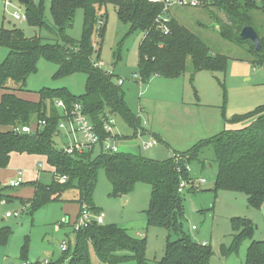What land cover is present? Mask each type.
Segmentation results:
<instances>
[{"label": "trees", "instance_id": "16d2710c", "mask_svg": "<svg viewBox=\"0 0 264 264\" xmlns=\"http://www.w3.org/2000/svg\"><path fill=\"white\" fill-rule=\"evenodd\" d=\"M46 1L38 0L36 3L28 0L24 4V0H20L28 26L47 28L44 21ZM48 1L52 23L58 30L61 43H43L40 37H26L20 29L0 26V48L7 50L0 62V169L7 167L11 154L44 156L54 169L49 184L31 181L28 185L32 188V197L26 201L17 199L21 203L26 202L32 214L49 203L62 202L63 193L72 188L77 190L78 198L63 202L76 204L78 214L85 207L95 215L99 211L92 197L100 169L111 187L108 195L113 198L129 196L137 184L149 185L150 197L143 211L146 227H160L167 232L163 256L155 264H210L214 255L211 246L193 241L183 231L185 209L182 191L191 186L192 179L188 167L193 162H200L205 151H211L217 166L213 192L243 193L249 208L259 210L264 201V105L232 116L230 123L242 124V127L223 130L186 151H173L172 156L164 160L119 151L68 156L56 147L54 141L60 119L59 112L52 107L55 100L62 101L66 107L79 103L102 139L106 136L102 131L105 113L120 117L133 134L141 128L140 118L128 107L121 85L114 83L113 72L108 74L96 62L100 49H94V38L101 44L105 32V22L97 18V8L108 4L114 6L117 19L129 26L128 35L137 31L144 34L137 48L136 64V77L141 83L148 82L152 76L174 79L189 72L192 80L202 71L224 73L228 59L211 54L198 36L174 18L169 17L168 22H164L160 17L162 5L148 0ZM201 5L216 20L218 32L225 41L246 48L252 57V66L264 67V41L254 28L251 16L255 10L264 15V0H201ZM213 8L222 13L224 20L217 17ZM77 9L83 10V23L80 39L75 41L66 34V30L71 28ZM246 26H251L257 33L261 46L259 51L250 41L240 38V31ZM40 59L57 66L53 79L84 74L83 94L75 96L66 88H41L34 92L36 100L19 97L20 92H32L25 89V83L37 71ZM188 60L190 69L187 68ZM47 106H51L49 114ZM39 121H45L44 127L29 134L10 131V128L34 126ZM155 137L158 143L167 146L160 137ZM61 177L66 178L64 183L58 182ZM182 183L185 186L179 192ZM187 190L193 192L192 189ZM229 224L235 234L228 246L220 245V256L229 257L237 253L241 243L248 240L244 264H264V239L253 240V222L233 217ZM10 233V228H0V246L5 245ZM171 234L176 239L171 240ZM72 242L71 245L68 241L67 249L57 259L37 260L32 264H91L90 247L102 264L130 260L135 264H149L145 256L146 237L137 238L116 224L93 222L75 232ZM26 252L27 240L21 246L20 258L26 260Z\"/></svg>", "mask_w": 264, "mask_h": 264}, {"label": "rangeland", "instance_id": "374dc122", "mask_svg": "<svg viewBox=\"0 0 264 264\" xmlns=\"http://www.w3.org/2000/svg\"><path fill=\"white\" fill-rule=\"evenodd\" d=\"M3 1L0 0V26L5 29H20L26 37H40L43 43H61L58 30L52 23L48 0L45 2L44 10L47 28L30 27L25 21L13 20L12 13L24 14V6L20 0H11V4L6 6ZM212 10L218 18L224 20L222 13L214 8ZM169 15L198 36L207 45L211 54L227 57L225 72L210 74L202 71L192 80L189 79V72L174 79L152 76L148 82L141 83L136 77V64L137 48L144 34L137 31L128 35L129 26L117 19L114 6L108 4L97 8V18L105 22V32L101 44L94 38V49H100L96 62L103 64L99 67L102 70L106 72L112 70L114 83L118 84L119 78L123 80L121 90L125 101L132 112L139 114L141 118V128L133 134L120 117L108 113L115 121L114 144L119 152L164 160L171 157L173 151H186L197 142L223 130L237 129L242 125L231 124L232 116L248 113L257 106L264 105V67L252 66L250 62L252 57L246 48L234 46L220 36L216 20L206 8L202 5L172 6ZM251 16L254 28L264 41V15L261 11L255 10ZM82 23L83 10L77 9L72 26L66 30V34L78 41ZM6 53L7 50L0 48V62ZM187 68L190 69L189 60ZM56 70L55 64L40 59L37 71L30 75L25 83V89L32 92H20L18 96L35 100L34 92L41 88H66L75 96L83 94L86 79L84 74L77 73L53 79ZM10 84L14 85L12 82ZM52 107L56 109L54 101ZM50 108L51 106H47V114ZM140 109L141 113L138 112ZM149 130L160 136L168 145L157 143L158 145L152 144L145 148L144 144L156 141V137L147 135ZM54 141L59 148L61 146L59 140ZM96 154L97 152L94 155ZM38 164H41L40 169ZM188 169L192 179L191 186H187L189 187L187 189H192L193 192L187 189L182 191L185 209L184 233L195 242L202 240L208 242L214 252L210 264H244L246 248L250 241H243L237 253L229 257L220 256L219 247L231 243L235 232L231 230L229 220L233 217L250 219L255 226L253 240L264 239V201L259 210H252L243 193L226 191L214 193L217 166L211 151H205L200 156V162L191 163ZM49 171L51 172V167L44 156L29 154H12L7 167L0 170V228L8 227L11 232L5 245L0 246V264H20L22 261L32 264L37 260H55L62 253V240L69 239L71 245L73 244L74 233L71 227L62 226L60 221L66 215L69 216L70 223L75 221L77 215L72 218L76 210L75 204L63 201L76 200L77 190L68 189L62 195V202L49 203L32 214L27 203H21L16 198V196L27 198V194L32 191L28 185L31 181L49 184L52 181V174ZM17 174H20L23 184L17 189L8 188L7 182ZM110 190L105 173L100 169L92 197L94 206L104 213L105 224L127 228L129 233L137 238H142L146 234L145 256L149 264H155L163 256L167 232L160 227H146L143 211L148 205L150 186L137 184L125 204L122 198L110 197L108 195ZM16 210L19 212L18 216L5 218V213H13ZM135 232H139V235ZM174 239L176 237L171 234V240ZM25 240L26 260L20 258V249ZM89 256L91 264H102L91 247ZM119 264L135 262L130 260Z\"/></svg>", "mask_w": 264, "mask_h": 264}, {"label": "built area", "instance_id": "2783aa9c", "mask_svg": "<svg viewBox=\"0 0 264 264\" xmlns=\"http://www.w3.org/2000/svg\"><path fill=\"white\" fill-rule=\"evenodd\" d=\"M3 1V0H2ZM4 5H10L11 0H4ZM149 3L162 5L163 10L160 17L164 22H168L169 16L168 12L172 6H185V7H197L201 5V0H148ZM12 19L15 21H25L24 14L19 12H13L11 15ZM99 67H102V63H98ZM111 74L112 71H107ZM123 80L119 79L118 84L121 85ZM55 108L60 114V119L56 125L57 137L61 146L59 147L62 152L68 156L81 155L87 152L93 153H116L118 152L117 147L114 144L115 134L113 132V125L115 123L113 117H110L108 113H105L102 119V131L106 136L102 139L96 127L91 123L89 118L83 113L82 106L79 103L73 104L70 107H66L64 103L60 100L54 101ZM45 121H39L36 125H27L19 128H10L11 132L14 133H31L36 129H42L44 127ZM140 137V136H139ZM155 144V141L148 142L144 144V147H150ZM65 177L58 178L59 183H64ZM202 181V180H201ZM204 181V180H203ZM202 181V182H203ZM23 183L20 174L8 181L6 186L8 188H18ZM184 183L180 185L179 192L183 190ZM19 212L5 213V217L9 218L11 216H18ZM105 216L102 212L91 215L85 207L82 208L78 216L74 219L73 223H70L69 219L64 217L61 219V225H68L71 227L72 232L75 233L80 229L87 227L89 224L95 222L96 224L103 225ZM194 229V228H193ZM68 243L66 241L62 242L61 252L67 249ZM46 262V261H45ZM20 264H27L21 262Z\"/></svg>", "mask_w": 264, "mask_h": 264}, {"label": "crops", "instance_id": "0c3cea01", "mask_svg": "<svg viewBox=\"0 0 264 264\" xmlns=\"http://www.w3.org/2000/svg\"><path fill=\"white\" fill-rule=\"evenodd\" d=\"M169 17H171V18H173L172 16H170L169 15ZM112 71V70H111ZM120 79V78H119ZM118 79V80H119ZM122 80V79H121ZM133 82L135 83V80H133ZM136 84V83H135ZM121 85H123V83L121 84ZM139 85V84H138ZM36 100V99H35ZM140 108V107H139ZM138 112H140L141 113V109H140V111H138ZM138 115V117L140 118V115L139 114H137ZM140 120H141V118H140ZM144 124V126H145V128L147 129V125H146V123L144 122L143 123ZM242 125V124H241ZM240 127H242V126H239V127H237V128H240ZM148 130V129H147ZM227 130V129H226ZM148 136H158L157 134H155L154 132H152V131H150L149 130V133L147 134ZM158 137H160V136H158ZM161 138V137H160ZM162 139V138H161ZM163 140V139H162ZM164 141V140H163ZM157 141H155V145H158V144H161V143H158ZM167 144V143H166ZM168 145V144H167ZM12 155V154H11ZM10 158H11V156H10ZM38 168L40 169L41 168V164H38ZM1 170V169H0ZM44 171V170H43ZM42 171V172H43ZM53 172H54V169L51 167V172L49 171V173H51L52 174V177H53ZM14 179V178H13ZM10 180H12V179H10ZM9 180V181H10ZM35 181V180H34ZM23 184V183H22ZM32 194H33V191H31L30 190V193H28L27 194V198H22L21 196H16V198H21V199H23V200H27V199H30L31 197H32ZM122 198V197H121ZM129 201V196H125V198H122V202H123V204H125V203H127ZM75 208H76V210H75V214L73 215V219L76 217V215H77V212H78V207H77V205L75 204ZM98 211L99 212H102L99 208H98ZM15 212H17V210L15 211ZM8 213V212H7ZM103 213V212H102ZM104 214V213H103ZM67 219H69V216L68 215H66L65 216ZM6 218V217H5ZM10 218V217H9ZM108 224H110V223H108ZM62 226H66V225H62ZM118 226V225H117ZM122 228V227H121ZM124 229H126L128 232H130L127 228H124ZM57 232L59 231V229H55ZM148 231V229H146V232ZM136 233V235H139V232H135ZM143 235V234H142ZM73 237H74V235L72 236V239H73ZM143 237H146V234L145 235H143ZM72 239H70V240H72ZM69 240V239H68ZM67 240V241H68ZM65 240H62L61 242H64ZM66 241V242H67ZM68 243V242H67ZM198 243H201V244H208V242L207 241H205V240H202L201 242L199 241ZM164 246H165V244H164ZM41 261V260H40ZM42 261H48V259H46V260H42Z\"/></svg>", "mask_w": 264, "mask_h": 264}, {"label": "water", "instance_id": "95a60500", "mask_svg": "<svg viewBox=\"0 0 264 264\" xmlns=\"http://www.w3.org/2000/svg\"><path fill=\"white\" fill-rule=\"evenodd\" d=\"M28 2V0H24V4H26ZM218 30L219 27L217 26ZM240 38L242 40H248L251 42L252 46L254 47V49L256 51H259L261 49L260 46V41L258 38L257 33L255 32V30L251 27V26H246L244 27L239 34ZM122 198H125V196H123Z\"/></svg>", "mask_w": 264, "mask_h": 264}]
</instances>
